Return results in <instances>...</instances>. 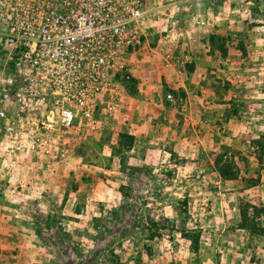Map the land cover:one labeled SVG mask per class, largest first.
<instances>
[{
	"label": "rangeland",
	"instance_id": "rangeland-1",
	"mask_svg": "<svg viewBox=\"0 0 264 264\" xmlns=\"http://www.w3.org/2000/svg\"><path fill=\"white\" fill-rule=\"evenodd\" d=\"M143 1L144 48L128 56L112 109L48 153L14 151L0 128V264L264 254V0ZM6 74L0 61V93ZM242 211L250 232L234 231Z\"/></svg>",
	"mask_w": 264,
	"mask_h": 264
},
{
	"label": "built area",
	"instance_id": "built-area-1",
	"mask_svg": "<svg viewBox=\"0 0 264 264\" xmlns=\"http://www.w3.org/2000/svg\"><path fill=\"white\" fill-rule=\"evenodd\" d=\"M148 12L143 0H0V128L14 151L58 150L77 122L125 97Z\"/></svg>",
	"mask_w": 264,
	"mask_h": 264
},
{
	"label": "trees",
	"instance_id": "trees-1",
	"mask_svg": "<svg viewBox=\"0 0 264 264\" xmlns=\"http://www.w3.org/2000/svg\"><path fill=\"white\" fill-rule=\"evenodd\" d=\"M125 138L128 139L127 141V148L130 149L132 148L133 146V142H134V137L132 135H125ZM223 165V164H222ZM222 165H218V170H219V173L221 174V176L224 178V179H233L236 177V174L234 172H228L227 171V168L225 166H222ZM231 171V170H230ZM241 217H242V220L239 224L240 227H243V228H247L250 230V226L248 223H246V212L245 211H242L241 212ZM198 243V238L195 239V250H197V244Z\"/></svg>",
	"mask_w": 264,
	"mask_h": 264
},
{
	"label": "crops",
	"instance_id": "crops-1",
	"mask_svg": "<svg viewBox=\"0 0 264 264\" xmlns=\"http://www.w3.org/2000/svg\"><path fill=\"white\" fill-rule=\"evenodd\" d=\"M137 131H138V134H136V138L135 139H136V141L139 139L138 140V142H139L141 139H143L147 135L146 134L147 127L145 126V123H142L141 125H139V128H138ZM244 230H249V229L240 227L239 224H236L235 227H234V231L235 232L244 231ZM249 232H250V230H249ZM213 236H215V233L210 235L209 238H213ZM254 253H255V256H253V258H254V262L253 263H255V264H264V254H263V252L262 251L261 252H255L254 251ZM195 255H196V258H198V260H201L199 252L196 253ZM198 264H203V263H198Z\"/></svg>",
	"mask_w": 264,
	"mask_h": 264
}]
</instances>
